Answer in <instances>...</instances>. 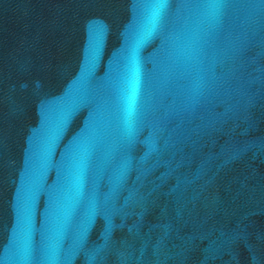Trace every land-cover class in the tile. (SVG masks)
Instances as JSON below:
<instances>
[{
  "label": "water",
  "instance_id": "95a60500",
  "mask_svg": "<svg viewBox=\"0 0 264 264\" xmlns=\"http://www.w3.org/2000/svg\"><path fill=\"white\" fill-rule=\"evenodd\" d=\"M0 264H264V0H0Z\"/></svg>",
  "mask_w": 264,
  "mask_h": 264
}]
</instances>
